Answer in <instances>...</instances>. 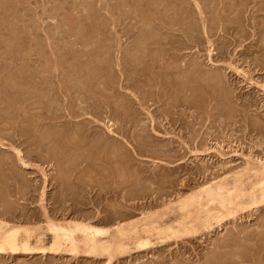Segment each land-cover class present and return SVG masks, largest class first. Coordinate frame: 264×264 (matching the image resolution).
<instances>
[{
    "label": "rangeland",
    "instance_id": "1",
    "mask_svg": "<svg viewBox=\"0 0 264 264\" xmlns=\"http://www.w3.org/2000/svg\"><path fill=\"white\" fill-rule=\"evenodd\" d=\"M263 161L264 0H0V220L46 247V217L169 224L165 207ZM152 240L0 264H264V202Z\"/></svg>",
    "mask_w": 264,
    "mask_h": 264
},
{
    "label": "bare ground",
    "instance_id": "2",
    "mask_svg": "<svg viewBox=\"0 0 264 264\" xmlns=\"http://www.w3.org/2000/svg\"><path fill=\"white\" fill-rule=\"evenodd\" d=\"M107 130L112 133L109 128ZM17 154L19 155L20 151ZM20 158L19 162L24 166L25 162ZM177 200L163 209L175 210L178 213V218L169 224L160 223L165 212L147 215L144 213L141 220L118 224L111 229L95 226L88 221L59 222L46 217L44 230L51 237V243L47 247L43 245V234L35 236L39 228L9 224L0 220V255L66 253L72 257H105L111 262L118 255L150 247L155 244L152 239L161 244L195 236L226 218H232L241 211L264 202V161L256 166L250 164L243 171L228 177L207 182ZM34 236L35 245L31 244Z\"/></svg>",
    "mask_w": 264,
    "mask_h": 264
}]
</instances>
